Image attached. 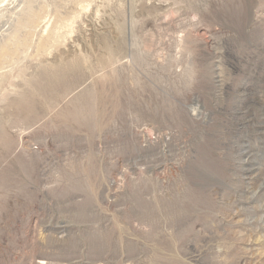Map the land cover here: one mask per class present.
Segmentation results:
<instances>
[{"label": "rangeland", "instance_id": "rangeland-1", "mask_svg": "<svg viewBox=\"0 0 264 264\" xmlns=\"http://www.w3.org/2000/svg\"><path fill=\"white\" fill-rule=\"evenodd\" d=\"M35 2L0 264H264V0Z\"/></svg>", "mask_w": 264, "mask_h": 264}, {"label": "bare ground", "instance_id": "bare-ground-1", "mask_svg": "<svg viewBox=\"0 0 264 264\" xmlns=\"http://www.w3.org/2000/svg\"><path fill=\"white\" fill-rule=\"evenodd\" d=\"M34 3H36L35 0H0V31H1L0 32V68L2 66L1 62H4L1 59L2 58L6 59L9 56L8 52L12 51L10 48H9L10 50L8 49V47L11 44H13L15 46V48H18V46H19L23 50H26V48L30 45V42H31L30 39L32 36L31 33L33 32L32 27L35 25H40L39 23L42 21L41 18H38V13L35 11L36 7L34 8ZM43 14H44V12H43ZM47 29H48V27H46V30ZM60 32H62V31H60ZM60 32H59V34H60ZM20 33H22V35L19 38ZM59 36H57V37H59ZM57 37H55V38L57 39ZM9 39H10V41H8ZM38 41H39L38 42L39 45L41 44L44 47L45 38L41 37V38H39ZM13 52L15 53L14 50H13ZM14 53L12 55H14ZM12 55L10 54V56H12ZM8 58H11V57H8ZM2 69H4V68H2ZM13 71L10 73L5 72L4 78L2 77V80H5V82H6V80H11V78H13L15 75L18 74L16 72L14 75Z\"/></svg>", "mask_w": 264, "mask_h": 264}]
</instances>
